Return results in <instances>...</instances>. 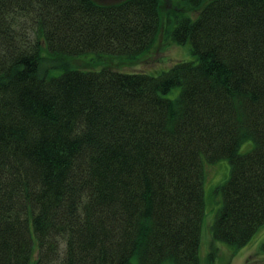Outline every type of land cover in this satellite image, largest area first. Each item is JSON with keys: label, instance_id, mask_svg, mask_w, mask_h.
Instances as JSON below:
<instances>
[{"label": "trees", "instance_id": "16d2710c", "mask_svg": "<svg viewBox=\"0 0 264 264\" xmlns=\"http://www.w3.org/2000/svg\"><path fill=\"white\" fill-rule=\"evenodd\" d=\"M160 1L0 0V264H200L222 159L214 239L264 225V0H180L196 16L165 28ZM163 28L195 59L74 64L136 61Z\"/></svg>", "mask_w": 264, "mask_h": 264}, {"label": "rangeland", "instance_id": "374dc122", "mask_svg": "<svg viewBox=\"0 0 264 264\" xmlns=\"http://www.w3.org/2000/svg\"><path fill=\"white\" fill-rule=\"evenodd\" d=\"M99 2H112L118 0H97ZM162 6V23L163 27L168 26V18L173 16L172 10L176 13H182L185 16L194 18L196 13L190 9L180 0H161ZM164 28L158 36L157 41L152 48L144 53L138 60L133 62H126L121 58H104L97 61L96 54H88L83 58L74 61V64L80 69L99 70L101 66L109 65L114 69L125 72H145L156 75L169 68L179 61H191L195 59V55L191 52L192 47L190 43L176 44L165 36ZM98 63V64H97ZM177 91H174V96ZM252 143L244 144L241 151H246ZM227 159H222L214 163L205 162L204 172V192L206 201V212L201 230L200 243V264H264V225L259 227L258 231L253 235L251 240L239 249H234L229 244L215 240L212 234V225L215 215L221 201H216V196L221 200V194L216 193L218 185L222 184L230 174L231 166ZM212 248H217L216 254L211 257ZM165 264H172L167 262Z\"/></svg>", "mask_w": 264, "mask_h": 264}]
</instances>
